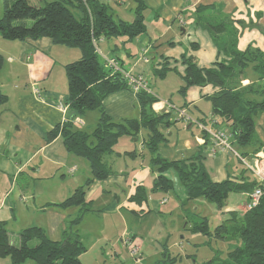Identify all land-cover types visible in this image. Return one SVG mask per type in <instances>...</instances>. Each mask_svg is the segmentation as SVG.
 <instances>
[{
  "label": "trees",
  "instance_id": "1",
  "mask_svg": "<svg viewBox=\"0 0 264 264\" xmlns=\"http://www.w3.org/2000/svg\"><path fill=\"white\" fill-rule=\"evenodd\" d=\"M132 1L135 4V16L132 22H125L116 21L108 7L98 0H41L40 5H32L28 0H3L1 39L21 41L47 37L56 45L80 51L78 60L65 65L69 119L49 131L47 141L60 134L65 150L87 160L90 172L84 184L75 188L68 197L59 203L48 204L60 208L78 207V213L68 221L60 240L50 239L39 226H29L20 230L19 244L15 245L10 241L6 222L0 220V258L8 257L11 264H24L26 261H30V264H84L79 256L86 248L78 236L77 226L83 216L92 211V201L85 198L86 188L93 181L104 180L113 174L106 156L117 154L114 147L120 138H137L142 129L146 130L142 143L149 152L151 170L156 172L152 191L165 193L173 189L172 181L164 175L167 170L173 169L184 187L186 200L204 198L221 210L230 194L249 193L261 186L233 155L243 167V172L250 175H241L240 179L227 177L220 182L213 181L203 166L200 151L187 159H163L158 154V147L167 140L163 129L173 121L169 120L170 112L153 111L152 106L159 99L147 91L135 92L140 107L139 118L116 121L106 114L103 100L112 93L130 89V86L119 72H111L106 68L95 51L92 38L133 39L142 35L146 31V5L143 0ZM212 8L214 7H196V22L215 37L222 34L227 36V33L231 35L220 40V48L229 56V62H215L209 68H200L192 57L186 58L183 55L181 63L184 68L180 75L183 85L179 91L183 94L190 86L207 84L217 88L207 98L211 104L212 116L216 118L213 123L214 130L223 129L229 132L231 147L242 157L250 159L257 152H264V143L255 128L256 117L259 114L264 115V55L258 49L250 47L240 51L237 48L235 30L228 28L229 21L217 23L198 14ZM3 64L4 57L0 54V69ZM249 65L255 71L256 79L242 86L245 68ZM168 70H174V67L164 57L155 64L154 75L162 78ZM254 96H260L261 99L256 100ZM7 99V95L0 90V105L6 103ZM91 110L99 113L94 128L90 132L75 128L71 119ZM195 120L205 125L204 118ZM248 147L252 148L251 153L246 151ZM123 154L137 155L136 151ZM147 193L142 184H137L129 197V202L141 208L133 210L138 215L148 212L145 208ZM228 215L227 219L213 229H210L205 217L189 227L195 234L236 242L231 243L232 246H229L224 256L216 252L212 259L201 264H264V190L254 208L246 209L242 215L235 211H230ZM184 228L187 229L186 226ZM178 259L179 255H172L165 249L161 259L154 264H175Z\"/></svg>",
  "mask_w": 264,
  "mask_h": 264
},
{
  "label": "crops",
  "instance_id": "2",
  "mask_svg": "<svg viewBox=\"0 0 264 264\" xmlns=\"http://www.w3.org/2000/svg\"><path fill=\"white\" fill-rule=\"evenodd\" d=\"M98 1L108 7L109 13L112 14L116 21H133L135 16V6L132 7L128 0ZM143 1L146 5L144 11L146 31L142 35L133 39L123 37L124 39L121 40L122 44L117 43L119 41H115L114 38H99L97 40V46L99 48V46L102 45V49L99 48V50L104 56L112 57L113 54L118 51L120 54L113 57L119 61L122 68L125 71H131L136 76L143 77L147 83H149L152 78L165 79L167 73L171 70H168L164 77L159 78L154 75L155 64L164 57H167L169 60L173 59L170 56H166L163 51L175 48L176 46L185 48V51L182 52L180 57L183 55H185L186 58L192 57L193 61L200 68H209L215 62H229V56L220 48V40L225 39L229 33H227V36L222 34V36L215 37L214 34L199 26L196 22V7L198 6H213L214 8L204 10L198 14L204 16L205 19L208 18V20H213L217 23L229 21L232 28H235V31L242 32L247 28L258 27L262 28L264 32V0ZM114 8H119L127 13L122 14L121 11H116ZM186 27L195 30L196 28H199L203 33L207 34L211 41L209 53L211 59L208 61L212 62L209 65L198 64V60L195 56V53L200 49V43L198 41L190 42L191 51L189 50V41H183ZM133 42V47L136 49L135 52H132L126 46ZM247 47L252 48L249 44L246 47H243V49L242 47L241 49L239 48V50L242 51ZM255 49L259 50V48ZM0 54L4 57V64L0 69V90L6 94L8 98L6 103L0 105V143L7 145L8 148L16 154L21 153L24 157V162L20 165V162L16 161V159L8 160L7 155H4L0 150V159L1 162H3L2 167L6 171L15 170V173H20L24 166L33 163L36 158L42 156V159L52 164L61 165L66 169L67 174L74 176L78 171L79 165L82 164V161L69 155L71 153L65 150L60 134H58L53 140L47 141V133L55 126L61 125L69 119V110L66 114L62 113L57 108V103L62 102L68 105V86L65 65L78 60L81 55L80 51L76 48L56 45L47 37L37 40L26 39L21 41H8L0 38ZM146 54L147 56H145ZM249 83H251V80L244 76L241 85L245 86ZM34 88H37L40 93L35 94L33 92ZM217 90V88L209 84L204 86H190L186 89V93L192 92L191 99L184 100V102L178 105V108L184 110L185 114L187 111L194 109L193 113L190 112L191 114H189L191 116L188 115L192 120H187L185 117H179L174 111H171L166 107L165 102L158 101L152 106V109L154 112H170L169 120L171 122L173 121L170 126L163 129L167 140L159 145L158 154L167 161H173L190 158L200 151L203 156V166L208 171L211 179L220 182L227 177L240 179L241 175L246 176L249 173L243 172V167L238 161L240 169L232 167L230 165V157H233L231 153L227 150L216 148L208 132L193 122V120L197 118L203 119L205 117L198 114V112H201L198 104L202 100L209 102L207 98ZM167 102L175 106L171 100H167ZM103 108L106 114L116 121L125 118H139L140 114L139 103L135 96V92L131 88L123 89L108 95L103 100ZM91 111L94 112L95 110ZM88 112L89 111L85 112L82 116H75L72 118V124L81 128H94L99 113L97 111L96 113ZM207 113H209V117H212L211 104L207 109ZM209 117L204 118L206 122L203 126L206 129L214 130V125L209 122L211 120ZM255 128L257 135L264 143L263 114H259L256 117ZM204 134H206L205 137ZM130 139L132 140V143H130L131 145L126 140L122 141L125 142L126 145H124V148L127 149H124L123 151L119 148L115 149L117 154H113L120 157L123 153L136 151L135 148L131 146L137 141V138ZM118 144L120 143H117V146H120ZM141 148H145L142 141ZM213 148L216 149L214 154H212ZM246 151L251 153L252 148L248 147ZM126 156L131 158L136 157V155ZM171 170L173 169L167 170L164 175L169 178L173 184V179H175V176L178 179V176L177 174L174 175V173H171ZM53 175L54 174L50 173L47 180H52ZM155 176L156 172H153L149 166L145 167L141 164L140 168L134 170V174L132 175L129 184L126 175L112 174L104 179V182L113 183L121 189V192H123L122 201L119 200V197L116 194L113 195L112 201L107 206L109 212L112 211L119 215L120 208H123L124 205L121 206L120 203L127 202L128 206L126 209L137 214L133 212V210H137L135 208L138 206L129 202V197L133 193L134 187L137 184H142L146 190L149 185L150 188H152L153 178ZM62 177H64V174L61 175V178ZM73 178V183L65 189V192L63 191L61 193V195L63 194L61 198H57L56 195L53 194L52 189L51 193L48 194L49 200L44 202L43 205L26 209L27 212L31 214L37 212L45 216L47 226L43 224L35 226L43 228L47 236L52 240L61 239L62 231L66 227L68 221L78 213V207L60 208L55 205H48L61 202L68 197L75 188L81 186L79 185L80 180L75 177ZM39 180H44V178L40 177ZM93 183H95V181H93L92 184ZM92 184L86 188L85 198L87 191ZM179 184H181L180 181ZM52 185L55 186L54 184ZM121 185H126L127 190L123 189ZM173 188H175L174 184ZM178 191H180V189H178ZM239 194H241V196H239L238 202L225 208L221 213L222 215H225L230 211H235L242 215L246 211L247 193ZM86 200L88 199L86 198ZM164 200V198L161 199V204L167 202L165 200L163 203ZM151 202L150 197H147L145 207H151ZM1 205H3V203H1ZM131 206H134V208H131ZM147 210V213L152 211L151 208H147ZM91 212H94V210ZM91 212L86 213L83 216L81 223L77 226V233L80 240L82 238L79 235V228H82L85 216ZM13 220H16V218H13ZM60 235V239L56 238ZM81 256L82 254L79 256L80 259Z\"/></svg>",
  "mask_w": 264,
  "mask_h": 264
},
{
  "label": "rangeland",
  "instance_id": "3",
  "mask_svg": "<svg viewBox=\"0 0 264 264\" xmlns=\"http://www.w3.org/2000/svg\"><path fill=\"white\" fill-rule=\"evenodd\" d=\"M12 1L14 0H9V2ZM128 1L132 7L135 6L132 0ZM28 2L32 5L42 4L40 0H28ZM114 9L121 11L122 14L127 13L119 8ZM2 14L3 0H0V17ZM228 28L235 29L232 28L231 23ZM242 32L235 31V38L238 40L237 48L241 49L242 47L243 49V47L250 44L254 49L259 48L264 55L263 29L254 27L247 28ZM228 36L230 37L231 35ZM122 39L124 38H114L120 44H122ZM183 41H189L190 51V42L198 41L200 43V49L195 53L199 65H209L212 62L208 61L211 59V56H209L211 41L207 34L203 33L199 28L195 30L186 27ZM133 45L134 42L126 46L132 52H135L136 49H134ZM99 48L102 49V45ZM184 51L185 48L179 46L164 50L163 53L166 56L173 58L169 60V63L174 67V70L169 71L165 79L152 78L148 83L151 92L159 101L167 102V100H171L177 108L184 100H190L192 94V92L182 94L179 91L183 85V80L180 75L184 68L181 63L182 57L180 56ZM119 54L116 51L113 56ZM244 76L251 81H255L256 74L251 65L245 68ZM253 98L256 100L261 99L260 96H254ZM198 106L201 109V112H198V114L206 118L209 117L207 109L210 107V103L202 100ZM193 110H186L187 113L189 112L186 114L193 113ZM88 113H96V111H89ZM74 127L81 128L78 126ZM83 129L90 132L92 128L85 127ZM145 136L146 130L142 129L138 134L137 141L131 146L136 150V157L131 158L124 154L120 157L114 154L106 156V160L111 165L113 174L126 175L128 184L132 179L134 170L140 168L141 164L151 168L148 151L146 148H141V141ZM125 140L129 144L132 143L129 136H124L118 142L120 146L116 144L114 149L119 148L121 151L127 149L124 148V145H126L125 142H122ZM0 150L4 155H7L8 160L16 159V161L20 162V165L23 164L24 157L21 153L16 154L7 145L2 143H0ZM69 155L82 161L74 176L67 174L66 169L61 165L52 164L42 159V156L36 158L33 163L24 166L20 173H15V170L6 171L2 167L3 162L0 159V205L3 203L0 206V219L6 222L11 243L15 245L19 244L18 233L23 228L41 224L47 226L44 215L37 212L31 214L26 209L43 205L44 202L49 200L48 194L51 193L52 189L53 194L57 198H61L63 196L61 193L63 191L65 192V189L73 183V177L80 180L79 185H83L85 180L90 176L87 160L73 156L72 154ZM230 165L240 169V165L233 157H230ZM50 173L54 174L53 178L52 180H47ZM171 173L176 175L174 170H171ZM62 174H64V177L61 178ZM40 177H43L44 180H39ZM173 184L175 188L168 193L152 191L149 185L147 192L152 202L151 207H145L152 209L149 213L143 215L134 214L126 209L128 206L127 202H121V206L124 205L123 208H120L119 216L112 211L109 212L107 206L112 201L114 194L122 201L123 192L113 183L96 180L86 195V198L92 201L91 208L94 212L85 216L84 224L82 228H79V235L82 238L81 242L86 248L80 260L84 264H154L155 261L161 259L162 252L165 249L172 255H179V259L175 264H201L212 259L216 252L224 256L229 246H232L231 243L234 244L236 243L235 241L229 242L215 239L209 235L195 234L189 230V227L192 226V223L198 222L202 217H205L208 220L210 229H213L229 217V212L222 215V211L231 204L237 203L241 194H230L223 208L218 210L212 202L204 198L186 200L184 189L179 184L176 176L173 179ZM121 186L127 190L126 185ZM162 198L167 201L165 204H161L160 201ZM131 208H134V206H131ZM135 209L138 210L140 207ZM13 218H16V220H13ZM185 226L187 229L184 228ZM60 237L61 235L56 238L60 239ZM30 263V261H26L24 264ZM0 264H11L10 259L8 257L0 258Z\"/></svg>",
  "mask_w": 264,
  "mask_h": 264
},
{
  "label": "built area",
  "instance_id": "4",
  "mask_svg": "<svg viewBox=\"0 0 264 264\" xmlns=\"http://www.w3.org/2000/svg\"><path fill=\"white\" fill-rule=\"evenodd\" d=\"M92 43L95 47L96 53L99 55L100 59L102 60L106 68L109 69L111 72H119L124 77L128 85L134 92H137L139 90H144L154 95L151 92L148 86V83L143 77L136 76L131 71H125L122 68L119 61H117V59L114 58L113 56L111 57V56L102 55L97 46V39L92 38ZM33 92L35 94L40 93V91L37 88H34ZM165 103H166V107L169 110L174 111V113L177 114L179 117H185L187 120L190 119L189 116L185 114L184 110L177 108L176 106L172 105L169 102H165ZM57 108L64 114L68 112V105L62 102L57 103ZM193 122L198 124L199 127H201L203 130L208 132L216 148L229 151L231 155L235 156L237 159L240 160L241 164L245 168H247L252 173V175L257 179V181L261 184V186H258L253 191L247 193L246 209L249 210V209L254 208L259 203L260 197L262 196V193L264 190V152L259 151L250 159L246 157H242L236 150H234L231 147V144H230L231 135L229 132L223 129H220V130L206 129L200 122L196 120H193ZM215 122H216V118L212 116L211 123H215ZM215 152H216V149L213 148L212 154H214ZM133 254H135V252H133Z\"/></svg>",
  "mask_w": 264,
  "mask_h": 264
}]
</instances>
